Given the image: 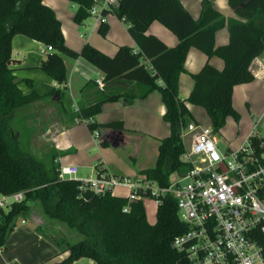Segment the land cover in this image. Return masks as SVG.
<instances>
[{
    "label": "trees",
    "instance_id": "obj_1",
    "mask_svg": "<svg viewBox=\"0 0 264 264\" xmlns=\"http://www.w3.org/2000/svg\"><path fill=\"white\" fill-rule=\"evenodd\" d=\"M69 1L77 6L74 21L77 24L87 21L95 0ZM214 1L203 0L201 15L196 20L182 0H119L117 6L105 9L103 15L114 13L123 20L138 50L121 46L111 57L89 43L80 51L69 48L61 21L44 0H0V194L25 195L23 202L0 209V247L5 246L21 217L30 218L38 210L49 224L60 225L59 232L65 233L61 238L48 235L43 225L37 230L60 253H68L58 264H74L82 258L98 264H187L185 255L173 246L175 239L187 231V225L181 220L172 196L163 199L156 210V222L151 224L143 201H129L111 194L95 195L82 189L79 181L60 179L56 155L45 163L28 151L22 132L14 126L16 113L42 97L35 92L31 80L27 83L32 91L24 93L8 63L12 59L13 40L21 35L52 46L53 52L39 69L60 85L68 82L64 56L83 58L93 64L105 74L103 82L107 88L120 80L137 83L141 87L138 92L136 88L106 91L95 103L80 107L78 119L88 122L93 133L99 129L124 130L121 121L108 124L92 121L106 103L121 99L132 103L159 91L170 135L160 143L156 166L142 171L141 177L166 187L172 174L185 165L182 133L190 123H196L189 107L202 109L215 133L226 126L228 118L239 120L233 106L234 89L255 80L251 64L264 52V0H229L236 14L231 19L215 8ZM154 21L177 36V46L168 47L157 36L147 34ZM225 27L229 43L217 47L216 35ZM98 32L104 37L108 34L106 21L100 24ZM192 48L208 58L222 59L225 65L219 70L206 63L199 73L192 75L194 88L190 96L181 99L180 76L186 72L185 63ZM52 95L60 100L63 97L59 90ZM254 142L258 144L260 140L256 138ZM95 168L104 170L100 165ZM126 208L128 212H124ZM63 227L69 230L63 231ZM256 237L264 254V232H257Z\"/></svg>",
    "mask_w": 264,
    "mask_h": 264
},
{
    "label": "crops",
    "instance_id": "obj_2",
    "mask_svg": "<svg viewBox=\"0 0 264 264\" xmlns=\"http://www.w3.org/2000/svg\"><path fill=\"white\" fill-rule=\"evenodd\" d=\"M202 3L203 0H182L184 8L196 20L201 15ZM44 4L54 10L62 23L67 46L75 51H80L86 43L111 57L116 55L121 46H130L138 50L129 34L127 24L114 13L105 17L109 32L104 37L98 32L99 26L93 27L90 23L87 30L82 33L81 26L74 21L77 6L69 0H44ZM214 5L225 18H236L234 10L229 5V0H215ZM147 34L157 36L168 47H175L179 42L177 36L158 21L150 25ZM229 40V31L225 27L216 35V46L227 45ZM42 45L41 42L21 35H17L13 40L12 60L16 63L10 66L20 82V89L26 94L30 93L32 89L27 81L31 80L35 92L42 97L16 113L15 128L21 132L24 128L21 127L23 123L36 126L40 123L39 125L43 126L41 134L46 137L45 140L51 147L52 154L57 156L56 162L63 165L67 158L72 157L70 165L79 168L78 178H87L79 175L82 169H91L93 173L97 165L114 175L130 178H139L142 171L154 168L159 156L160 143L170 135L169 125L163 119L166 110L160 92L154 91L146 98H136L132 103H127L122 99L106 103L102 112L92 121L98 124L121 121L124 124V130L99 129L100 137L97 138L90 130L88 122L79 121L80 107L95 103L106 91L124 92L136 88L138 92L141 87L137 83L120 80L108 87L109 89L104 86L103 82V88H101L97 81L104 80L105 74L102 71L83 58L72 59L66 56L63 59L68 73V82L65 86L60 85L39 69L41 62L46 58L39 52ZM208 62L219 70H222L225 65L222 59L208 58L196 48L189 51L185 63L186 72L180 76L179 81L181 99H187L190 96L194 88L192 75L199 73ZM250 69L255 80L236 86L233 93V106L242 118L246 113L254 116L264 111V52L253 60ZM54 90L62 92L61 100L59 96L52 95ZM189 109L197 124L210 126L202 109L195 106H190ZM258 123L259 119L255 124ZM226 126L221 133L226 130ZM252 131L253 129H250L247 133L245 132L241 141L237 143L234 141L232 144L226 139L222 141L227 144L228 149H237ZM94 147L98 148V154L92 155L90 152ZM119 147L128 148L129 156L135 161L134 165L128 169L121 168L113 159H102L106 154L108 155L107 151ZM118 194L125 197L127 190L119 189ZM146 201H149V206H151L150 211L145 205L148 221L154 224L158 206L153 200ZM34 220L36 219L32 215L30 218L23 217L21 221L18 220L0 254V264H43L44 262L49 263L52 258H60L62 261L68 256V253H59L48 239L45 246L40 245L45 240L43 234L36 230L42 224ZM55 226L59 228L57 224ZM34 246L37 247L39 253L43 252L41 256L28 254V250L33 249ZM39 246H41L40 249ZM74 264L98 263L90 258H82Z\"/></svg>",
    "mask_w": 264,
    "mask_h": 264
},
{
    "label": "built area",
    "instance_id": "obj_3",
    "mask_svg": "<svg viewBox=\"0 0 264 264\" xmlns=\"http://www.w3.org/2000/svg\"><path fill=\"white\" fill-rule=\"evenodd\" d=\"M119 0H95L87 20L93 27L105 22L103 11ZM40 54L53 52L42 45ZM103 88V81L98 80ZM98 138V132L94 133ZM190 136L182 161L187 171L171 179L166 187L145 177L117 176L94 168L87 178H78L77 166L60 165L62 180L81 182L82 189L95 195L127 190L129 201L153 200L159 206L166 196L176 200L187 231L177 237L174 248L185 255L187 264H264L257 232H264V142L255 129L237 149L223 150L211 126L190 123L182 137ZM259 139L256 144L254 139ZM24 192L0 194V209L24 201ZM128 212V208L124 210ZM4 247H0V254Z\"/></svg>",
    "mask_w": 264,
    "mask_h": 264
},
{
    "label": "rangeland",
    "instance_id": "obj_4",
    "mask_svg": "<svg viewBox=\"0 0 264 264\" xmlns=\"http://www.w3.org/2000/svg\"><path fill=\"white\" fill-rule=\"evenodd\" d=\"M79 25L81 26L80 29H81L82 33H84V31L87 30V26L89 25V22L85 21L84 23L79 24ZM258 119H259V123L255 124L256 120H258ZM241 120H244V122H241ZM39 124L37 126L34 124H28V125L25 123L21 124V127H24V128H22V131H21L23 134L22 138H23L25 146L27 145L26 148L28 149L29 152H31L33 155H35L36 157H38L39 159H41L45 163H50L51 157L53 156L52 149H51V147H49V144L46 142V140H45L46 137L44 136V134L43 135L41 134L43 126H41ZM226 125H227L226 130L223 133H221L222 129L216 133V136L218 137V140L220 141V147L223 150H227L228 146L222 140L226 139L228 142L230 141L232 144L234 141H236V143H237V142L241 141V138L247 133V131H249L250 129H255V127H256L257 132L259 133V136L262 137V139H264V111L254 115V116L249 114V113H246L243 116V118L241 115L239 120H236V119L231 117L228 119ZM184 144H185L186 148H190V136H187V135L184 136ZM232 147H236V146H232ZM97 150H98V148L94 147L93 150L90 152V154H92V155L98 154ZM109 152H111V153L109 154ZM106 153H108V155L106 154V156H104L102 159H104V158L113 159L123 169H125V168L128 169L130 166L134 165L135 161L133 159H131V157L129 156L128 148H125V147H119L117 149L112 148V149H110V151H107ZM71 161H72V157H69L64 161L63 165L73 166V165H70ZM186 171H187V166L183 165L181 168H179V170H177L174 174H172L171 179H173L177 176H180L181 174H184ZM90 173H92L91 169H89V170L82 169L80 171L79 175H82L84 177H88V175ZM115 192L119 193V189H117ZM145 205L148 206V209L150 210V207H151V206H149L150 202L146 201ZM32 216H34V218L36 219L34 221H37V223L43 225V231H45V233H47L48 235L53 234L54 237H60V238L62 236L63 237L65 236V233L59 232L62 230L61 229L62 227L58 225L59 228H56L55 225L49 224V222L45 218H42L43 216L40 214V211H38V210L35 211V213H33ZM22 218L23 217L20 218V221L22 220ZM150 219H152V218L150 217ZM58 224H60V223H58ZM64 230H69V229L63 227V231ZM68 236H69V234L66 237H68ZM43 238L45 241L40 243L41 246H45V244L47 243L46 242L47 238L44 235H43ZM73 240H75V239H73ZM52 244L59 251L58 247L54 243H52ZM41 246H39V249ZM28 254L33 255V256H37L39 254V256H41L43 254V252L39 253L37 251V247L34 246L33 249L28 250ZM59 259L60 258H57V259L52 258V259H50L51 261L49 263L44 262L43 264H54L55 262L61 261V259L60 260Z\"/></svg>",
    "mask_w": 264,
    "mask_h": 264
},
{
    "label": "water",
    "instance_id": "obj_5",
    "mask_svg": "<svg viewBox=\"0 0 264 264\" xmlns=\"http://www.w3.org/2000/svg\"><path fill=\"white\" fill-rule=\"evenodd\" d=\"M16 62L14 60H11L8 64L9 65H12V64H15Z\"/></svg>",
    "mask_w": 264,
    "mask_h": 264
}]
</instances>
